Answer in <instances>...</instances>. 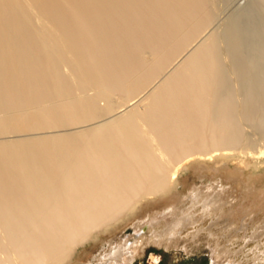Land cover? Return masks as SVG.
<instances>
[{
	"label": "bare ground",
	"instance_id": "6f19581e",
	"mask_svg": "<svg viewBox=\"0 0 264 264\" xmlns=\"http://www.w3.org/2000/svg\"><path fill=\"white\" fill-rule=\"evenodd\" d=\"M203 1L0 0V99L8 100H0L2 106L30 107L71 91L60 74L48 71L53 60L48 40L31 28L26 4L47 17L55 33L78 51L87 85L103 90L53 110L10 112L4 126L78 124L86 117L99 118V97L118 92L126 98L95 125L46 140L37 150L7 154L11 182L0 177V202L11 207L0 209L9 213L0 216L5 223L0 224L5 241L0 243V264H79V250L97 244L100 250L85 264H143L140 258L154 252L145 245L167 250L183 243L185 249L202 237L212 261L232 260L236 252L220 248L218 241L232 242L228 225L217 228L218 212L228 205V188L218 174L239 165L218 158L236 147L239 115L221 84L215 43L201 47L199 42L200 48L188 52L179 67L153 83L210 18ZM259 2L251 0L228 23L224 41L230 62L264 60L258 50L264 40L256 37L264 33ZM244 103L241 116H262L264 88L257 93L250 88ZM208 174L213 175L209 181Z\"/></svg>",
	"mask_w": 264,
	"mask_h": 264
},
{
	"label": "rangeland",
	"instance_id": "374dc122",
	"mask_svg": "<svg viewBox=\"0 0 264 264\" xmlns=\"http://www.w3.org/2000/svg\"><path fill=\"white\" fill-rule=\"evenodd\" d=\"M250 1L251 0H204L203 1L204 4L207 3L206 5H208L207 11L208 13H210L209 14L210 18L207 21L208 23L206 22L204 25L205 27L203 26L198 31V33H196L194 39L190 41L191 45H189L188 42V44L182 49L184 50L183 53L180 52L176 56L177 58H174L175 60L173 59V63L171 61L172 64L170 63V65L165 69L162 75L159 76L160 78L158 77L156 79L157 81L155 80L156 82L155 81L153 82L154 84H158L159 81H162V79H164L168 74H171V72H173L177 67H179L181 63H183L190 55H192L198 48H200L198 47L199 42H200L199 46L201 47L203 46L202 43L203 44L205 43L204 46L211 44L214 45L215 43L214 46L216 47L218 64L220 65L219 72H220L221 84L222 87L224 88L225 96L231 101H233V104L235 106L234 108L235 115H239L238 118H236V122L234 126L235 129L238 131L236 138L239 140V142L237 139H236L237 142H235L237 143L236 144L237 148L234 146L235 145L234 144L231 146L233 150V151L231 150L232 153L227 154V151L226 152L224 151L222 153L224 154L223 156H219V158L217 157L219 161L223 159L228 160L230 163L231 161H235V162L237 161L236 164L238 163L237 166L239 165L237 168L236 165L235 167L233 166L234 167L233 169L236 170L233 171L222 170L218 174L219 175L218 177L221 178L223 184L228 188V200H227L228 205L227 207L223 208L220 212H218V215L220 216L219 219L221 225H219L217 228L228 225L227 230L232 232V236H230L231 239L230 242L232 241L231 242L232 244L231 243L229 244L228 242L225 241L224 238L221 237V239H218L219 247L221 248V246L223 245L227 246L228 248L230 247V250L231 251L233 250V252H236V254L234 255V257L231 258L232 260L222 258L221 260L219 259L220 261H218L217 259H214L213 260L215 262L214 263L210 259L207 244H205L206 238L202 237L203 239L201 238L199 240V242L201 243L197 242L195 245L190 243L187 245L188 247H186L185 249L182 248L183 243L180 244V246L178 247H171L170 249L168 248L167 250H165L163 246L157 247L153 245H145L144 247L145 250H149L151 248L154 250V252L147 251L146 256L140 258L144 260L143 264H264V154L259 155L258 153H256L259 151H264V128H263L264 113L262 115L263 117L261 115H259L260 117L257 116L256 114L258 113H256L255 115H253V113L251 114L249 113V115L247 114L248 116L242 115L244 118L240 115L242 112L241 108H243L245 104L244 103L245 93L250 88L251 91H253V93L255 92L257 93V88L259 87L264 88V71H263L264 68H261V66L264 64V60L259 59L258 61L257 59H253L250 60L251 64L249 63L250 62L249 60L244 61V59L241 62L238 61L230 62L231 53H229L230 51L227 48V45L224 41L225 31L229 21L232 19L231 17L234 16V14H236L243 8H245ZM259 4L260 7H264V4L261 0ZM26 6H27L26 13L28 14V21L30 22L31 28H33L35 33L40 34L41 37L43 35V37H46V40H48L46 44L49 45V47L47 46L46 49L49 50V56L53 58L52 62L47 66L48 71L50 73L56 72L60 74L61 78L64 79L67 84L69 83L70 87L68 85L67 87H69L71 91L69 95H67V97L52 99V100L48 99L46 101L41 100L31 105L30 107L21 106L19 108L15 107L14 109H11L8 108V106H2L0 104V153L2 152L1 150H4L1 153L0 156L1 158L3 155L7 156V154L8 156H10V155H16L20 152L24 153L32 150H37L38 146L41 145L43 146L46 144L45 142L46 140L58 139L61 138L62 136L71 135L73 133L80 131L81 129L83 130L84 128L95 125L101 120L107 119V117L110 115L111 110L118 107V105H121L126 100V98H124V96L121 95L120 93L119 95L118 92H112L113 94L109 93L105 95L104 99L103 97H101V99L99 97L97 100L98 108H99V113L97 116H99V118L96 116H94L96 118L92 117V120L94 119V121H92L90 118L87 119L86 117L80 120L78 124L75 123L76 121L72 123L69 121V124L67 123L68 121L67 122L65 121L64 124L45 123L40 126L34 125V127L32 125L29 126L28 125L29 123H25L23 125H18V126H4L3 121L6 120L8 113L10 112H11L10 114L23 113L28 111L42 112L50 108L53 110L57 108L58 105L66 101H71V100L79 101L85 97L96 96L99 94V92L100 94H102L101 92L103 91L101 88H98L97 90V88L95 89L87 85L88 82L87 79L84 81L82 72H84V68L86 65L83 63V61L80 60V58L76 57L77 55H79L78 51L75 50V48L74 49L72 48L74 46L71 43H69L70 41H68V39L63 35H61L60 33H59L60 36L58 33H55L56 31L53 28L52 23L48 21L47 17L43 16L42 18V14H40L34 6L29 7L28 4H26ZM213 10L215 11V13ZM217 17L219 18V20ZM223 21H225L226 23H223ZM213 23L214 25H212ZM207 27L210 29L207 30ZM206 31L207 33L208 32L209 33L207 34ZM256 37H259L258 39L264 40L263 38L264 33H260L259 35L257 34ZM70 48H72L73 51ZM44 49H45L44 47L39 48V50H44ZM74 50L77 52V54H74L76 53L74 52ZM258 50H260L261 54L264 53V45ZM190 51L193 52L191 53ZM188 52L190 53V55L188 54ZM252 52L256 53L255 51ZM219 55L222 58L219 57ZM245 55L243 54L244 58L246 57ZM145 58L147 60L148 55H145ZM255 62L257 64H255ZM232 64L241 66V69L234 67ZM251 68H253V70H251ZM255 68H258V71L255 70ZM220 70H222V73ZM70 74H72V76ZM248 74L250 75L252 74V75L250 76ZM253 74L256 75V79L255 78L254 79L257 82L254 79H252L255 76ZM246 78L248 79L246 80ZM248 80L250 81V83L248 82ZM245 82H248L249 84ZM258 82L260 83L259 87H258L259 85ZM251 83L257 87L253 86ZM77 84H80V86L81 84H83L86 85V87L85 88L82 86L79 87ZM154 84L150 85L147 88V90H149L150 87H154ZM0 100H4L5 102L8 101L5 99H0ZM140 107H142V104L139 102L138 104H136V109L139 110ZM236 110L237 112H235ZM245 117L246 118L250 117V119L253 117V120L255 122L252 121V119L248 121L245 119ZM247 121L248 123H246ZM255 123H257L258 125L260 124L259 126L260 127L262 126L263 129L260 128L259 126L255 127ZM260 144H262L263 146ZM241 152L242 154L245 153V155L243 154V157ZM231 154H233L232 157ZM8 156L7 158L4 156V158L6 159L0 158V177L6 179L3 181L11 182L10 176L12 173L11 170L9 169L10 163L4 162L8 160ZM8 169L10 170V172ZM206 176L208 178V181L209 179L211 180L213 178L212 174H208ZM187 181L188 179L185 182ZM4 190H7V188H5ZM1 200H4V198H1ZM7 200H9V198H7ZM0 205H2L0 206V209L1 207L4 208L11 207L10 204L2 203V202H0ZM0 212L2 213V214L0 213V216L2 217L4 215L9 216V213L2 211ZM0 224H5V223L0 222ZM142 229L144 233L147 231L145 227H142ZM130 230L131 228L127 227L124 230L125 233H127L125 235H129ZM234 230L236 231L234 232ZM191 231L192 230L188 232ZM0 239H1L0 243L4 244L5 241L2 240L1 236ZM1 244H0V250L2 249L1 246H4ZM99 250H100V244H97L96 246L91 245V247L88 246L85 249H81L79 250L80 252L77 255L76 261L79 262V264H85L89 262ZM0 255H1V251H0ZM254 257L255 260L253 259Z\"/></svg>",
	"mask_w": 264,
	"mask_h": 264
}]
</instances>
